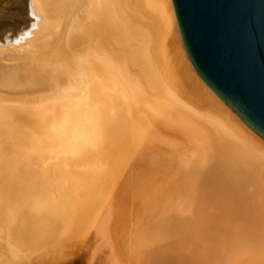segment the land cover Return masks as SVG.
<instances>
[{"label": "bare ground", "instance_id": "1", "mask_svg": "<svg viewBox=\"0 0 264 264\" xmlns=\"http://www.w3.org/2000/svg\"><path fill=\"white\" fill-rule=\"evenodd\" d=\"M34 8L41 30L0 49L2 61L28 59L0 64V234L15 237L0 245V264H264V139L199 76L171 0H34ZM46 46L43 57L22 55ZM93 96L113 117L86 108ZM115 135L131 144L112 163L103 150L116 148ZM94 139L93 183L72 193L66 157L95 152ZM131 153L136 171L117 174ZM94 177L130 203L122 251L109 229L120 203L91 196ZM175 219L180 236L166 241ZM187 240L197 245L190 254Z\"/></svg>", "mask_w": 264, "mask_h": 264}, {"label": "water", "instance_id": "2", "mask_svg": "<svg viewBox=\"0 0 264 264\" xmlns=\"http://www.w3.org/2000/svg\"><path fill=\"white\" fill-rule=\"evenodd\" d=\"M203 81L264 139V0H171ZM42 28L34 0H0V49Z\"/></svg>", "mask_w": 264, "mask_h": 264}, {"label": "rangeland", "instance_id": "3", "mask_svg": "<svg viewBox=\"0 0 264 264\" xmlns=\"http://www.w3.org/2000/svg\"><path fill=\"white\" fill-rule=\"evenodd\" d=\"M46 48H48L47 46L46 47H44V48H42V50H41V48H38L39 50H30V52L29 51H27V52H22L23 54L22 55H25V54H28L27 56H30V55H35V56H41V57H43V56H45L47 53H46ZM45 49V50H44ZM49 50V49H48ZM185 54V53H184ZM14 56H17L16 54H13ZM21 55V56H22ZM24 57V56H23ZM23 61H27L28 62V59L27 58H24V59H14V57H10V59L9 58H7L6 60H4L3 59V61L2 60H0V64H1V66H3V70H7L8 69V67L9 68H12V66H10V64L12 65V64H14L15 62V64L16 65H18L17 67H21V66H23L24 65V63H23ZM4 62V63H3ZM188 63H189V61H187ZM8 64V65H4V64ZM46 64H48L47 62H45ZM6 66V68L4 69V67ZM43 66H45V65H43ZM94 97L95 96H93V97H86L85 98V100H86V108L87 109H89V111L90 110H92L93 108H95V111H99L100 112V116L99 117H107V116H109V117H113L112 115H111V113H110V110L108 109V107H106L107 108V111L106 110H104L103 111V109H102V106L101 105H97L98 103H97V101H95V103H94ZM18 107H19V105H17ZM12 108V107H11ZM15 109H18V108H16V107H14ZM105 108V109H106ZM10 110V109H9ZM4 111H6V110H4ZM11 112H12V110H10ZM10 111H8V113H10ZM103 111V113H101ZM14 112V111H13ZM114 114H115V117L117 116V112L116 111H112ZM16 115H20V114H18V113H16V112H14ZM93 113H94V111H93ZM11 114V113H10ZM14 116V115H13ZM1 117H6V115L3 113V110L1 111V114H0V118ZM17 122V121H16ZM0 124H2L1 123V121H0ZM19 125V124H18ZM17 124L15 125L16 127L18 126ZM117 127H119V125L117 126ZM18 129H20V127L18 128ZM58 131H60V129L58 130ZM129 132V131H128ZM131 132V131H130ZM75 133H77V135L79 136L80 134H81V131H79V130H77ZM66 134V133H65ZM71 134H69V136H70ZM132 135H130L129 137H131ZM116 137H119V136H117V135H115V136H113V139H114V145L116 146V148H110V147H107L108 149H105V150H103L104 152H105V159L107 160V162H114V160L116 161L117 159H122L124 156H125V154L123 155V153H124V148L126 147V146H130V144L131 143H129V141L128 142H126V141H119V140H115L116 139ZM2 138H3V135H0V142H3L2 141ZM134 138H137L138 140H139V138H138V134H136L135 136H134ZM262 140V139H261ZM34 140H32V142H33ZM98 143H97V140L96 139H94V143L92 144V147H93V145L95 146L94 147V150H95V152H93V151H91V150H89V149H83L82 151H78V150H75L74 152H76V154H74L73 156H71V155H67V157H66V159L68 158V160H67V166L66 167H69V169H67V168H65L67 171H68V175H69V184H70V190H71V186H73L72 187V193H73V191H77V190H79V192L80 191H82V190H84V189H86V185H85V183L86 182H88V184L89 185H92L91 184V182H92V175H93V173H95V171H96V167L101 163V156L99 155V153L97 152L98 151V148H99V146L97 145ZM6 145L7 146H9V148H10V151L12 150L13 151V147L11 146V143L10 142H8V143H6ZM85 146H86V144H85ZM114 146V147H115ZM119 147V148H118ZM12 148V149H11ZM19 148V147H18ZM18 148H15L14 147V151L15 152H20V153H22V150L20 151V149H18ZM21 148V147H20ZM21 149H24V148H21ZM4 150V146L2 147V151ZM26 150V152L29 150H27V149H25ZM1 151V152H2ZM24 151V150H23ZM89 152V153H88ZM5 153V151L2 153V154H4ZM30 155H33V153H31V152H28ZM19 154V153H18ZM17 154V155H18ZM42 154V156L44 155V153L42 152L41 153ZM12 155V154H11ZM17 155H15L16 157L14 158H12L11 159V161L9 162V166H11L14 162H15V160L17 159ZM21 156V155H20ZM88 156H92V158H94V159H91V160H88V159H90V158H87ZM94 156V157H93ZM125 158V157H124ZM123 158V159H124ZM69 159H71V163L73 164V165H71L70 163H69ZM133 160V161H132ZM135 154L134 153H131V155H130V157H129V161L126 163V165H123V166H121V168L119 169V171L117 172V174L120 172L121 174H124V173H127V175L128 176H130L131 174H133V172L134 171H136V162H135ZM96 161V162H95ZM95 162V163H94ZM112 162V163H113ZM111 163V164H112ZM94 164V165H93ZM96 165V166H95ZM129 165V166H128ZM95 166V167H94ZM81 167V168H80ZM131 169V170H130ZM135 169V170H134ZM84 170H85V175L89 172V173H91L92 175H86V176H84V174H82V173H84ZM151 171V170H150ZM130 172V173H129ZM149 173V172H148ZM116 174V175H117ZM2 176H3V174H2ZM66 177V176H65ZM84 177H86V180H85V182H84ZM92 177V178H91ZM143 178V177H142ZM141 178V179H142ZM75 179V180H74ZM90 181H89V180ZM94 183H95V185H96V187H94V189H93V194L91 195V196H94V197H97V198H103V199H105L106 201H107V205H109V207L110 206H112V204L111 203H114V201H116V203H120V205H119V207L115 210V211H117L118 212V214L116 215V218H117V220L116 221H114V223L112 222L111 223V225H110V227H109V229H111L112 227V230H110V232H111V234H112V237L114 238V241H116L115 243L117 244V248L119 249L118 251H122V250H120V245L118 244L119 242H120V239H121V236H123V234H124V231L123 230H125V232L127 231V227L129 226V224H130V221H129V224H128V220H130L131 219V217L133 216V214L131 213V211H129V207H130V203L129 202H127V203H125V201L124 200H120V199H118L117 198V196H116V194L114 193V192H109V191H106V193H105V189L103 188V187H101L99 184H100V182L98 183V182H96L97 180H96V177H94ZM71 182V183H70ZM173 182V181H172ZM172 182H171V184H172ZM93 183V182H92ZM80 185V186H79ZM98 186V187H97ZM112 186V185H111ZM159 186L160 187H162V186H164V188H165V183L164 182H162V183H159ZM3 186H0V188H2ZM107 187L109 188V184H107ZM112 187H114V186H112ZM134 187V183L132 182V185H131V188H133ZM88 188H89V186H88ZM95 188H96V190H95ZM172 191H174L173 192V196H172V201H174V202H178V200L180 199V197H179V195H177V193H175L176 192V190H172ZM97 192V193H96ZM171 194V192H169V195ZM106 197V198H105ZM176 197V198H175ZM138 198H140V197H138L137 196V199ZM169 198V197H168ZM116 199V200H115ZM167 199V198H166ZM170 199V198H169ZM169 199H167L168 201H170ZM11 201V200H10ZM177 215H179V214H177ZM139 216H142L140 213H139ZM143 216H144V214H143ZM142 216V217H143ZM141 217V218H142ZM145 217V216H144ZM133 218V217H132ZM123 219V221H120V220H122ZM154 219H152V217H150V224L152 223V221H153ZM177 222L178 223V221L175 219V220H173L170 224H168V231H167V236H166V241L168 240V241H170V240H173V239H177L176 237H179L180 236V233L178 232V230L176 231V223H174V222ZM134 223V222H133ZM127 224V225H126ZM171 224H172V226H171ZM126 225V226H125ZM124 226V227H123ZM122 229V230H121ZM172 229V230H171ZM174 230V231H173ZM169 232V233H168ZM120 234H121V236H120ZM129 234V233H128ZM174 234V235H173ZM178 234V235H177ZM0 236H1V238H0V245H2L3 243H12L13 241V239H12V237L13 238H15L13 235H12V237L11 236H9L8 234L6 235V232L4 233V234H0ZM41 241H42V239L41 240H39L38 242L41 244ZM185 243H187L188 245L186 246L187 247V249H185L186 250V253H188V254H190V253H192V251L195 249V247L197 246L193 241H190V240H187ZM193 245V246H192ZM240 245V244H239ZM190 248H189V247ZM193 247V248H192ZM17 253H18V249H17ZM70 254H71V252H70ZM59 255V251H57L56 252V256H58ZM64 255H67V257H69V252H67V250L66 251H64L62 254H61V256H64ZM120 258V257H119ZM214 258V257H213ZM63 259H65V258H63ZM245 262H244V260H242V262H241V264H244ZM100 264H102V262L100 263Z\"/></svg>", "mask_w": 264, "mask_h": 264}]
</instances>
